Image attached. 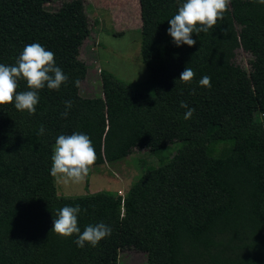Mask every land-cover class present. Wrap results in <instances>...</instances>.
I'll list each match as a JSON object with an SVG mask.
<instances>
[{
  "label": "trees",
  "instance_id": "1",
  "mask_svg": "<svg viewBox=\"0 0 264 264\" xmlns=\"http://www.w3.org/2000/svg\"><path fill=\"white\" fill-rule=\"evenodd\" d=\"M50 2L0 0V64L14 65L26 45L40 43L69 77L58 91H39L34 115L0 105V264H119L123 250L145 254V264H264V5L231 0L213 29L192 34L194 46L177 47L168 20L184 0H139L146 81L132 86L102 69L101 95L86 98L75 81L88 71L79 55L92 34L91 5L69 0L49 11ZM239 49L252 57L249 70L234 61ZM186 67L196 73L190 84L179 80ZM204 75L211 88L199 85ZM18 83V92L30 90ZM65 101L73 102L66 118ZM181 102L195 108L188 120ZM75 132L90 137L93 166L181 145L123 196L61 197L51 157L57 137ZM218 144L229 153H215ZM76 205L87 209L81 231L111 227L97 247L51 231L58 210Z\"/></svg>",
  "mask_w": 264,
  "mask_h": 264
},
{
  "label": "clouds",
  "instance_id": "2",
  "mask_svg": "<svg viewBox=\"0 0 264 264\" xmlns=\"http://www.w3.org/2000/svg\"><path fill=\"white\" fill-rule=\"evenodd\" d=\"M179 3V0H177ZM264 5V0H253ZM231 0H184L178 8L177 14L168 20L170 27L167 34L172 37L173 43L179 47L188 45L192 47L196 40L192 34L199 36L213 29L218 21L224 19L229 10ZM55 54L46 50L40 43L26 45L17 58L14 65L0 64V105L14 104L18 111H27L29 115L36 113L39 103V91L47 86L50 90H59L62 84H66L69 77L56 65ZM196 73L192 68L186 67L180 74L179 80L190 84ZM23 79L27 83L28 91L18 92L19 81ZM75 85L80 86L76 80ZM202 87L211 88V77L204 75L199 80ZM195 93L193 90L192 94ZM65 111L61 116L66 118L72 108V101H65ZM181 108L187 109L184 119H190L195 108L181 102ZM44 126L41 125L38 135H43ZM98 157L90 137L87 134L75 132L71 135H59L56 139L51 157L52 166L50 174L64 185L79 184L88 176ZM87 209L64 206L59 209L53 221L52 232L64 238L75 235V243L78 247L86 245L97 247L99 242L111 235V227L103 222L95 225H87L83 231L78 226L79 214Z\"/></svg>",
  "mask_w": 264,
  "mask_h": 264
},
{
  "label": "rangeland",
  "instance_id": "3",
  "mask_svg": "<svg viewBox=\"0 0 264 264\" xmlns=\"http://www.w3.org/2000/svg\"><path fill=\"white\" fill-rule=\"evenodd\" d=\"M69 0H52L45 6L55 11L61 3ZM86 21L92 30L80 48L79 58L87 65L85 79L80 83L79 94L91 98L101 95L99 72L102 69L113 73L125 83L136 86L146 81L148 71L140 58V5L139 0H85ZM98 20V25L94 21ZM251 55L242 49L236 51L235 63L249 70ZM179 141L168 144L159 155L146 150H134L124 160L100 166H93L85 180L79 184L64 185L55 178L57 195L61 197H79L99 191L117 192L124 195L130 184L149 167L166 162L180 147ZM230 146L218 144L214 152L229 153ZM197 153L203 149H197ZM145 254L135 250H123L119 254V264H145Z\"/></svg>",
  "mask_w": 264,
  "mask_h": 264
},
{
  "label": "built area",
  "instance_id": "4",
  "mask_svg": "<svg viewBox=\"0 0 264 264\" xmlns=\"http://www.w3.org/2000/svg\"><path fill=\"white\" fill-rule=\"evenodd\" d=\"M123 196V195H122Z\"/></svg>",
  "mask_w": 264,
  "mask_h": 264
}]
</instances>
